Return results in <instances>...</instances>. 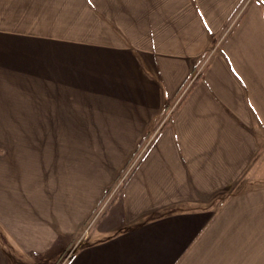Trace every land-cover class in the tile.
<instances>
[{
  "label": "crops",
  "instance_id": "1",
  "mask_svg": "<svg viewBox=\"0 0 264 264\" xmlns=\"http://www.w3.org/2000/svg\"><path fill=\"white\" fill-rule=\"evenodd\" d=\"M140 148L58 264H264V0H0V264L60 254Z\"/></svg>",
  "mask_w": 264,
  "mask_h": 264
},
{
  "label": "rangeland",
  "instance_id": "2",
  "mask_svg": "<svg viewBox=\"0 0 264 264\" xmlns=\"http://www.w3.org/2000/svg\"><path fill=\"white\" fill-rule=\"evenodd\" d=\"M143 145L141 148L144 147ZM141 148L136 151V155L134 154L135 156L129 159L126 166L118 174H116L112 183L104 189L102 197L97 202L94 210L87 215L86 219L82 223V226L80 227L79 232L69 238L67 245L64 246L60 254L53 256L48 254L46 257H39L36 254H22L18 251H15L13 256V264H55L57 259L60 257L59 261L57 262L58 264L65 257L75 252V250L78 249L84 242H87L88 239L92 237V234L96 235V229L103 228L105 226H110V228L115 226V229H117V215L116 211H110L111 205L118 201L122 192L123 184L130 177L137 161L140 158L138 153L140 152ZM259 161L264 165V150L258 162ZM114 205L116 206V204ZM0 241L1 243H5L9 249L13 248L2 229H0Z\"/></svg>",
  "mask_w": 264,
  "mask_h": 264
},
{
  "label": "trees",
  "instance_id": "3",
  "mask_svg": "<svg viewBox=\"0 0 264 264\" xmlns=\"http://www.w3.org/2000/svg\"><path fill=\"white\" fill-rule=\"evenodd\" d=\"M59 259H60V257H59ZM59 259H57V261H56V263H55V264H57V262L59 261Z\"/></svg>",
  "mask_w": 264,
  "mask_h": 264
}]
</instances>
